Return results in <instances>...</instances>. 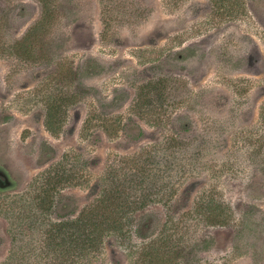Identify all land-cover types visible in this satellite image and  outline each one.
Segmentation results:
<instances>
[{"label": "rangeland", "instance_id": "374dc122", "mask_svg": "<svg viewBox=\"0 0 264 264\" xmlns=\"http://www.w3.org/2000/svg\"><path fill=\"white\" fill-rule=\"evenodd\" d=\"M263 110L264 0H0V264H142L165 235L160 264H264ZM171 137L196 155L140 234L71 257L46 240Z\"/></svg>", "mask_w": 264, "mask_h": 264}, {"label": "trees", "instance_id": "16d2710c", "mask_svg": "<svg viewBox=\"0 0 264 264\" xmlns=\"http://www.w3.org/2000/svg\"><path fill=\"white\" fill-rule=\"evenodd\" d=\"M165 144L176 146L177 151L165 155L163 167L152 165L154 161L152 153L135 157L132 162L136 163L139 160L141 165H129L130 170L127 173H121L120 169L113 167L108 175L109 184L102 189L98 198L86 205L78 217L52 222L45 232L46 240L61 248L67 246L65 253L67 257H71L77 252L84 256L92 250H98L108 235L116 234L125 238L129 233L140 234L144 228V221L137 220L138 214L144 212L153 203L168 204L173 199L172 195L178 189V180L174 177L176 175L169 173L172 172L173 167L181 169L185 164H190L196 155L191 151V139L171 137ZM258 149L256 142H252V149L249 152L255 155ZM55 175L63 177L60 171ZM42 193H45V190ZM38 200H43V196ZM200 203L202 208L205 207L204 215L207 221L210 220L209 222L214 225L227 224L231 215L227 212L226 206L225 209L222 206L213 208L210 205L214 203V199L207 200L204 197ZM171 240V236L165 235L143 246L138 257L142 264H160L165 256L164 249L171 248L168 245ZM57 241L59 243H56ZM170 255L167 254L168 257ZM46 264L65 263L51 261ZM66 264H74V262Z\"/></svg>", "mask_w": 264, "mask_h": 264}, {"label": "flooded vegetation", "instance_id": "af4514ba", "mask_svg": "<svg viewBox=\"0 0 264 264\" xmlns=\"http://www.w3.org/2000/svg\"><path fill=\"white\" fill-rule=\"evenodd\" d=\"M9 175L3 171L0 173V180H5L6 182L9 181Z\"/></svg>", "mask_w": 264, "mask_h": 264}]
</instances>
